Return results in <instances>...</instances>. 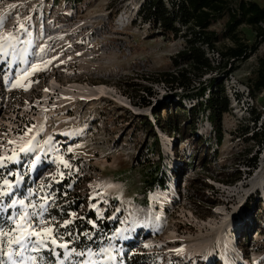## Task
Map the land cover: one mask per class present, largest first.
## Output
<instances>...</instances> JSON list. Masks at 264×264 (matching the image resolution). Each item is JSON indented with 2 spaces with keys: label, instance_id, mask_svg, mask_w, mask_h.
Listing matches in <instances>:
<instances>
[{
  "label": "rangeland",
  "instance_id": "1",
  "mask_svg": "<svg viewBox=\"0 0 264 264\" xmlns=\"http://www.w3.org/2000/svg\"><path fill=\"white\" fill-rule=\"evenodd\" d=\"M144 1L0 0V40L9 33L16 36L9 55L0 56V158L14 157L0 166V187L4 179L14 185L12 195L0 199V207L11 199L38 204L48 196L44 217L55 221L52 226L64 234L69 247L96 253L74 256L73 261L264 264V236L253 227L258 200L264 218V143L250 140L262 123L259 118L253 125L250 110H262L264 93L249 91L255 87L264 45L223 78L229 107L222 120L218 157L211 159L212 171L204 173L201 166L190 165L195 137L211 151L217 148L206 114L198 115L195 130L188 135L191 140L173 138L154 126L158 161L159 156L150 155L154 139L141 132L130 136L131 125L123 120L132 124L147 117L154 124L151 108L160 102L179 101L188 112L207 98L209 88L202 99L184 97L179 90L168 91L147 79L175 70L170 60L191 34L182 28L177 38L166 37L144 19L136 20ZM175 1L163 0L168 9ZM253 1L264 7V0ZM227 18L224 14L210 27L219 50L232 46L224 33ZM237 36L243 43L254 41L245 24L238 27ZM207 57L214 66L220 62L216 52ZM221 77V72L213 71L201 81ZM143 88L153 94L149 106L143 105L148 100ZM33 136L32 150L20 152ZM251 157L256 162L250 168ZM144 159L158 161L165 178L163 190L155 187L151 195L144 194ZM182 161L187 164L184 172ZM236 170L241 173L239 181L218 175ZM197 177L206 178L212 189L204 190V200L190 201L185 198L186 186ZM207 198L216 205L209 206ZM18 210L19 206L0 210V229L13 226L9 217ZM91 215L95 220L88 218ZM65 220L72 223L60 227ZM103 228L110 232L102 233ZM135 254L143 256L133 259ZM39 255L46 264L57 260L48 250Z\"/></svg>",
  "mask_w": 264,
  "mask_h": 264
},
{
  "label": "trees",
  "instance_id": "2",
  "mask_svg": "<svg viewBox=\"0 0 264 264\" xmlns=\"http://www.w3.org/2000/svg\"><path fill=\"white\" fill-rule=\"evenodd\" d=\"M71 1L72 3L78 2V0ZM224 14L228 17L224 25V33L231 39L232 46L219 50L216 47L217 34L211 31L210 27ZM138 18L144 19L145 22L150 24V27L158 29L161 35L166 37L173 36L177 38L182 32V28L191 34L184 49L170 60L171 66L175 70L173 72H162L147 78L151 81L150 83L162 84L167 89L169 88L168 91L179 90L182 96L193 95L201 99L206 90L208 88L209 90L207 98L194 104L188 112L182 108L179 101L178 103L169 102L167 104L160 102L151 108L154 124L147 117L136 118L137 121L132 124L126 118L123 121L131 125L132 133L130 136H135V133L141 132L147 139H154L155 151H151L150 155L156 154L159 156V161L160 151L154 126L168 135L174 134L173 138L191 140L188 135H192L194 132L198 115L206 114V119L213 131L214 144L217 148L211 151L209 145L203 142L201 138L195 137L191 141L194 158H192L190 165L194 167L197 164L203 168L204 173H209L213 169L211 159L215 160L218 157V146L223 141L222 120L229 107V100L223 88V78L236 71L238 63L251 58L258 48L264 45V7L253 0H176L171 2L170 9H168L165 7L163 0H145L137 13L136 20ZM242 24L250 27L254 34V41L250 44L241 42L237 36V29ZM210 52H216L220 57V62L216 66L207 57V53ZM213 71L221 72L222 77L217 81L210 79L208 83L201 81L205 75ZM254 83L255 87L250 86L249 91L252 94L255 92L264 93V53L263 57L259 59ZM142 91L148 97V100L143 101V105L149 106V99L153 98V94L147 88H143ZM172 98L170 97L169 101ZM250 114L255 115L253 125L256 124L259 118H262L259 129L251 134L250 140H260L264 143V106L261 111L251 109ZM250 118L252 119V117ZM250 118L248 120H251ZM145 147V145H141L142 149ZM158 161L152 164L150 160L144 159V163L147 164L145 165L146 172L143 184L144 194L152 192L155 187L164 188L165 178L164 174L161 173V165ZM255 162L256 158L251 157L249 160V163H252L250 168L254 167ZM182 164L181 168L184 172L187 164L183 161ZM218 175L225 181L229 179L230 182L241 179V173L237 170L234 173L218 172ZM204 179L206 178L197 177L190 180L186 186L185 198L190 201L204 200V190L212 189ZM206 203L211 207L216 205V201L208 198ZM257 203L254 206L255 215L257 216L254 218L253 227L264 236V227L262 226L264 218L259 215L260 201L258 200ZM88 218L95 220L93 215L88 216ZM74 228L78 230L77 227ZM79 230L83 231L84 229L79 228ZM102 230V233L110 232L108 228ZM142 256L135 254L132 258L137 259L142 258Z\"/></svg>",
  "mask_w": 264,
  "mask_h": 264
},
{
  "label": "snow or ice",
  "instance_id": "3",
  "mask_svg": "<svg viewBox=\"0 0 264 264\" xmlns=\"http://www.w3.org/2000/svg\"><path fill=\"white\" fill-rule=\"evenodd\" d=\"M2 22L3 17H0V26H2ZM20 27L23 28L24 26L20 25ZM15 39L16 36L9 33L0 40V56L6 57L9 55L7 49L12 46V41ZM32 140H35L34 136L27 142V147L20 148V152L32 150ZM13 158H0V166H3L4 161ZM17 183H19L18 180ZM13 187L14 185L9 180L4 179L3 186L0 187V199L11 196L12 192L9 190ZM32 195L34 193L29 194L30 197ZM48 199V196L41 197L44 202L38 204L32 203L31 199L27 203L24 199H11L7 205L0 207V210H7L8 208L16 209L19 206V210L15 215L9 217L13 222V226L7 231L0 229V264H46L44 258L39 255L43 250H48L57 257L54 264H95L91 260L73 261L74 256H92L96 253H93L91 249L85 252L69 247V242L64 241V234L59 233L58 227L52 226L55 221L53 220L50 223L44 217V213L50 206L47 203ZM29 208L32 211H29ZM71 223V220H65L60 227L67 228ZM57 248L62 249L63 253L57 252ZM33 253L36 255H33Z\"/></svg>",
  "mask_w": 264,
  "mask_h": 264
},
{
  "label": "bare ground",
  "instance_id": "4",
  "mask_svg": "<svg viewBox=\"0 0 264 264\" xmlns=\"http://www.w3.org/2000/svg\"><path fill=\"white\" fill-rule=\"evenodd\" d=\"M99 93V92H98ZM44 102H48V99L46 98L45 100H44ZM169 188V187H168ZM151 202L152 203H154V199H151ZM161 208V207H160ZM149 223L150 222H148L147 224H145V226H146V228H147V226L149 227L150 225H149ZM152 227V226H151Z\"/></svg>",
  "mask_w": 264,
  "mask_h": 264
}]
</instances>
